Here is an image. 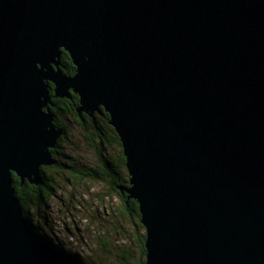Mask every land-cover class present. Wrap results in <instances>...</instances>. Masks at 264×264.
I'll use <instances>...</instances> for the list:
<instances>
[{"label": "water", "instance_id": "1", "mask_svg": "<svg viewBox=\"0 0 264 264\" xmlns=\"http://www.w3.org/2000/svg\"><path fill=\"white\" fill-rule=\"evenodd\" d=\"M72 93L119 137L145 264H264V0H0V264H58L12 174L40 184Z\"/></svg>", "mask_w": 264, "mask_h": 264}, {"label": "rangeland", "instance_id": "2", "mask_svg": "<svg viewBox=\"0 0 264 264\" xmlns=\"http://www.w3.org/2000/svg\"><path fill=\"white\" fill-rule=\"evenodd\" d=\"M66 125V136L58 143L54 160L64 163L67 157L71 166H94L96 155L79 128L69 121ZM114 152L108 149L109 154ZM43 176L50 184L49 194L40 205L29 207L28 217L34 232L58 256V261L65 253L73 252L85 264H124L119 254L129 249L131 257L126 264L137 263V246L124 236V232L130 235L132 227L128 220H120L121 203L117 197L104 196L103 184L88 179L69 183L58 166L47 169Z\"/></svg>", "mask_w": 264, "mask_h": 264}, {"label": "trees", "instance_id": "3", "mask_svg": "<svg viewBox=\"0 0 264 264\" xmlns=\"http://www.w3.org/2000/svg\"><path fill=\"white\" fill-rule=\"evenodd\" d=\"M61 68L64 74L72 75L74 73V66L66 52L62 53L61 56ZM52 84H50V93L52 94ZM70 99H61L52 97V105L50 110L53 114V123L56 127L64 129V115L73 118L79 127L81 128L85 140L90 148L96 155V164L94 166H71L62 162L55 161V165L45 166L42 168V178L38 185H32L25 181L23 184L20 183L19 178L12 174V185L15 188L16 196L19 199L23 215L28 223L30 219L28 217L29 207L34 205H40L44 197H47L50 191V184L48 180L43 176V173L53 166H58L59 169L68 177L69 183H80L84 180L96 181L103 184L106 187V191L103 193L107 197H117L121 203L119 211V217L121 221L128 220L132 229L129 236L124 232V236L129 240H134L137 246L139 259L136 264H145V230L140 222V212L138 204L134 199L128 198L127 193L119 189V186L125 188L128 186V172L125 165V157L122 152L121 143L114 128L109 124V115L102 110V113L96 112L94 114L96 125L93 124V119L87 116H83L82 119L78 117L77 106L78 96L71 94ZM65 138V136H63ZM62 139H58V143ZM57 146L51 149L53 157L58 155ZM113 148L114 153L109 154L108 149ZM41 187V191L37 190ZM103 199V197H100ZM114 209H112L113 212ZM125 231V230H123ZM131 236H134L132 239ZM40 243L47 246L46 242L40 238ZM124 261V264L129 262L131 252L129 249H124L119 254ZM55 255V253L53 254ZM58 257V256H57ZM63 260L56 262L58 264H85L83 259L77 253L67 252L65 253Z\"/></svg>", "mask_w": 264, "mask_h": 264}, {"label": "flooded vegetation", "instance_id": "4", "mask_svg": "<svg viewBox=\"0 0 264 264\" xmlns=\"http://www.w3.org/2000/svg\"><path fill=\"white\" fill-rule=\"evenodd\" d=\"M54 98V97H53ZM61 99H67L68 100V98H61ZM65 117H64V124H65V127H64V134H63V136H66V132H67V125H66V122L67 121H69V122H71L72 124H74L76 127H78L79 128V130L81 131V133L83 134V132H82V130H81V128L79 127V125H78V123L75 121V120H73V118H71V117H68L67 116V114L66 115H64ZM83 116H87V117H90V116H88L86 113H84V112H82L81 114H79L78 115V117L80 118V119H82L83 118ZM91 118V117H90ZM63 136H61L59 139H64V137ZM83 136H84V134H83ZM84 138H85V136H84ZM66 159H65V161H64V163L65 164H69L68 162V160H67V157H65ZM32 185H35V184H32ZM36 186V185H35ZM37 190H40L41 191V187H39Z\"/></svg>", "mask_w": 264, "mask_h": 264}, {"label": "bare ground", "instance_id": "5", "mask_svg": "<svg viewBox=\"0 0 264 264\" xmlns=\"http://www.w3.org/2000/svg\"><path fill=\"white\" fill-rule=\"evenodd\" d=\"M36 233V232H35ZM38 235V234H37Z\"/></svg>", "mask_w": 264, "mask_h": 264}]
</instances>
